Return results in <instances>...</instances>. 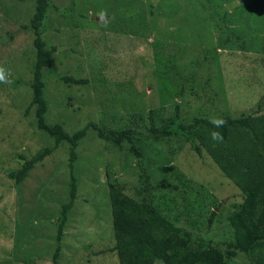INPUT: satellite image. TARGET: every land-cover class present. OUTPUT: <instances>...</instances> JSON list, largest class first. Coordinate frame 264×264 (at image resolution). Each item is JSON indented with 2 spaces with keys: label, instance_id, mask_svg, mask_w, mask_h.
<instances>
[{
  "label": "rangeland",
  "instance_id": "obj_1",
  "mask_svg": "<svg viewBox=\"0 0 264 264\" xmlns=\"http://www.w3.org/2000/svg\"><path fill=\"white\" fill-rule=\"evenodd\" d=\"M52 2L66 14L50 11L40 27L46 48L57 50L42 70L46 123L71 134L89 122L104 131L131 128L143 153L88 133L76 149V198L58 240L70 201L67 142L21 182L15 177L26 158L54 144L31 106L36 31L27 26L36 4L0 0V264H54L58 247L59 264H119L110 250L108 185L143 194L140 160L164 217L211 248L226 246L243 194L206 152L198 155L180 137L151 135L174 120L264 114V0Z\"/></svg>",
  "mask_w": 264,
  "mask_h": 264
},
{
  "label": "trees",
  "instance_id": "obj_2",
  "mask_svg": "<svg viewBox=\"0 0 264 264\" xmlns=\"http://www.w3.org/2000/svg\"><path fill=\"white\" fill-rule=\"evenodd\" d=\"M33 1L36 4L35 14L31 25L27 26L36 31V63L30 85L31 106H35L38 130L52 137L54 144L36 151L30 159L26 158L15 177L17 182H21L37 164L55 152L58 145L67 142L70 149L71 189L70 201L63 207L64 218L58 236L60 240L67 212L73 207L76 198L77 185L73 174L76 149L88 133L94 131L100 139L114 146H121L128 141L139 157L143 152L141 146H137L131 128L104 131L96 123L89 122L71 134L61 124L46 123L48 105L44 97L42 70L53 66L52 58L57 50L46 48L40 27L50 11L66 13L56 7L52 0ZM14 37L15 34L11 38ZM60 80L69 84H88V80L72 76H64ZM151 136L156 139L180 137L198 155L206 152L226 178L240 190L244 200L230 219L233 230L231 240L220 249L211 248L200 235L195 236L194 232L181 224L171 222L156 208L149 196L153 193L154 184L148 169L142 166L140 160L138 177L143 194L136 193L137 197H131L123 187L108 185L116 240L110 250L117 253L119 264H227L243 255L246 261L242 264H264V114L239 118L227 115L219 119L195 117L188 124H178L174 120L162 129L153 128ZM212 222L213 218L209 225ZM59 251L60 247L53 255L54 264H59Z\"/></svg>",
  "mask_w": 264,
  "mask_h": 264
}]
</instances>
